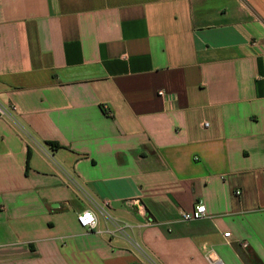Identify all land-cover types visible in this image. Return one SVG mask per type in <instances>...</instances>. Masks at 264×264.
Listing matches in <instances>:
<instances>
[{
	"label": "crops",
	"instance_id": "obj_1",
	"mask_svg": "<svg viewBox=\"0 0 264 264\" xmlns=\"http://www.w3.org/2000/svg\"><path fill=\"white\" fill-rule=\"evenodd\" d=\"M0 106V264H264V0H0Z\"/></svg>",
	"mask_w": 264,
	"mask_h": 264
},
{
	"label": "built area",
	"instance_id": "obj_2",
	"mask_svg": "<svg viewBox=\"0 0 264 264\" xmlns=\"http://www.w3.org/2000/svg\"><path fill=\"white\" fill-rule=\"evenodd\" d=\"M160 95H164V92H160ZM14 111L15 108H5L0 106V119L5 118H12L11 111ZM241 192H237L240 194ZM110 207V202L106 201L103 205H97L96 208L99 213L103 214L107 219H109L113 224V230L108 231L109 234H124L126 232V227L124 225L119 224L116 220H113L112 217L108 213V208ZM206 216V206L203 203H198L194 207L191 212L183 213V219L185 221H193V220H200ZM79 225L87 229L89 231L95 230L98 226V219L94 212L91 211H84L77 216ZM230 234H227L229 236ZM247 245L245 244V247ZM207 259L209 260L210 264H224L215 254L213 251L209 252L207 255Z\"/></svg>",
	"mask_w": 264,
	"mask_h": 264
}]
</instances>
